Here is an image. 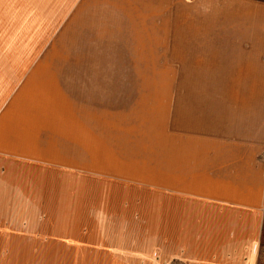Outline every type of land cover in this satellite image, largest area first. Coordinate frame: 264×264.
<instances>
[{
    "label": "rangeland",
    "instance_id": "374dc122",
    "mask_svg": "<svg viewBox=\"0 0 264 264\" xmlns=\"http://www.w3.org/2000/svg\"><path fill=\"white\" fill-rule=\"evenodd\" d=\"M240 6L247 24L227 17ZM254 8L264 0H0V264H188L175 216L196 203L215 236L218 214L252 210L264 264V205L216 202L211 172L194 195L177 167L179 145L202 168L231 144L228 118H264ZM242 36L261 44L222 43Z\"/></svg>",
    "mask_w": 264,
    "mask_h": 264
},
{
    "label": "crops",
    "instance_id": "0c3cea01",
    "mask_svg": "<svg viewBox=\"0 0 264 264\" xmlns=\"http://www.w3.org/2000/svg\"><path fill=\"white\" fill-rule=\"evenodd\" d=\"M254 9H256V12H264V8ZM228 11L234 13L232 10ZM253 11L250 7L240 6L236 12L239 14L238 16L227 14V17L230 16L232 20L240 18L243 24H247L252 19L251 12ZM229 39L227 38L222 43L227 45L261 44L259 41L256 42L254 38H252L251 42L249 40L251 38L247 36L236 38V41ZM230 51L232 52L233 50ZM236 53L240 56L246 52L241 53L238 51ZM240 59L246 60L247 58L245 56V58ZM244 102L246 103V101ZM244 102L243 100L241 101L242 104ZM228 119L227 125L231 122V124L237 125L234 132L229 130V133H226V137L231 136V144H227L220 153L215 148L212 159L202 164V168H197L198 165L194 162L196 159L194 151L186 150L187 154H189L185 157V152H182L183 149L179 145V152L177 153L178 170L188 174L185 178L188 176L191 178V183L194 184L192 189L197 188L196 190L201 188L199 182L194 179L196 174L199 172H211L208 195L213 196L217 200L216 202L222 205H264V118L258 116L252 119L254 121V123H251L253 127H249L248 114L245 116L241 115L236 120ZM200 191L193 194L202 196L206 194V191L202 189ZM193 205H195L196 209L198 207L201 210L199 214L190 213L188 210L183 213L181 210L175 216L178 224V233H176L178 241L176 244L177 248L175 246L172 248L173 252L177 253L180 249L185 250V256H182L181 259L187 258L188 264H221L220 262L225 264H257L260 251L261 223L257 218L255 219V214H252V210L242 209L243 211L234 212V209H232L231 212L220 214L221 216L218 214L216 220H219V223L217 225H219V228L225 226V229L215 236L211 233V230L200 228L201 225L204 226L209 216H205L206 213H203V209L197 203ZM247 219L252 221L250 228L247 226ZM197 225H200V227H196ZM181 226H185L184 232H181ZM186 238L188 239L185 240ZM203 238L208 240L205 244L201 242ZM210 246L215 247L210 249ZM217 246H220V250L215 249ZM213 250L217 253L231 252L232 254L227 260L220 258L216 254L215 259L211 260L212 256H214L212 254ZM210 261L212 262L210 263Z\"/></svg>",
    "mask_w": 264,
    "mask_h": 264
}]
</instances>
